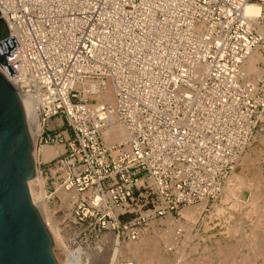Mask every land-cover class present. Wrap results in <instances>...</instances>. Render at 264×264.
Returning a JSON list of instances; mask_svg holds the SVG:
<instances>
[{
  "label": "built area",
  "instance_id": "1",
  "mask_svg": "<svg viewBox=\"0 0 264 264\" xmlns=\"http://www.w3.org/2000/svg\"><path fill=\"white\" fill-rule=\"evenodd\" d=\"M0 14L17 43L0 70L37 145L63 144L46 163L80 219L135 237L220 196L264 116V62L244 68L264 53V0H0ZM115 123L125 137L107 143Z\"/></svg>",
  "mask_w": 264,
  "mask_h": 264
},
{
  "label": "rangeland",
  "instance_id": "2",
  "mask_svg": "<svg viewBox=\"0 0 264 264\" xmlns=\"http://www.w3.org/2000/svg\"><path fill=\"white\" fill-rule=\"evenodd\" d=\"M262 62L263 61H260L258 63ZM261 120L262 121L258 123V126L256 128L252 143L246 149V154L244 153L242 155V157L246 155L245 157L254 158V150L258 149L261 151L259 159L254 164V170L251 171L249 167L243 165L241 159L233 169L238 172H243L244 174H246V176H250L251 171V183L253 187L251 186V183H245L243 185L232 183L226 184V179L222 187H225V185H232L231 187H235L236 189L237 187H239L237 189L238 191L236 190V196L229 197L230 199L225 198V191L224 189H222L223 193L221 192L220 196L215 201L209 202L206 206L204 204V208L208 209V211L204 208L202 209L200 216L193 223V227L190 231H187L185 229V227L187 228V226L182 227L179 231V234L176 236L177 240L172 243L173 245H169V243L165 240H162L164 243L162 241L160 242V249L157 254L161 253L160 255L163 257L155 254L153 255V253H151L152 251L149 245H141L135 250H131L129 248V244L135 242L134 240L138 241L139 239H141V236L143 237L146 234L153 233V226L151 223L152 221L148 222L147 225L141 228L139 234L135 237H131L126 233L119 234L117 236V247L118 249H121L119 250L116 258V264H158L161 260H163V262H160L161 264H164L166 261L167 264H264V253L262 252V254H260L261 251H264V248L261 247V249H258V251H260L256 254L259 255H255L254 253L256 249L255 245L257 244L256 242L254 243V234H259L258 239L264 240V220L262 217L260 218V212H258V206L262 204L263 199L261 200V198L264 196V141L261 139L262 136H264V117H262ZM65 129H67V125L64 122L61 128H56L50 131V134H58L60 131H64ZM46 132L47 131L44 128L43 136L46 134ZM41 145H43V140L39 142V145H37V142H35V145H33V148L35 150L38 149L36 155V165L39 172L38 182L40 184V189L38 191L40 194V199L43 198V202L46 201L49 219L51 220V222H53V225L55 223V226L57 227L58 232L61 235V245H59L58 243L54 250L56 259L60 264H113L110 258V254L112 251L111 249L115 236L105 232L104 234L99 233L98 227L100 225V221H98L97 218L80 219V215L76 214L75 212L76 208L73 203L70 208L66 206V203L63 199H61L62 197L57 192L58 187L60 186L52 183L53 168L50 167L49 164L46 163L47 160H44L42 158V155H40L41 152L39 151V149L41 148ZM53 145L61 144L56 143ZM42 178L45 179V182L41 185ZM256 178L259 179V184L256 183ZM30 184L34 190L36 187H38L37 183L32 184L31 182ZM247 184H249L250 186ZM255 190H258L259 193ZM253 192H256V194H254ZM255 195H260L261 197L259 196L257 200H252ZM234 197H236V199ZM221 200L225 201L223 202ZM249 200L251 201V203ZM250 204H253L252 207ZM214 206L222 208L220 209V211L217 210L218 212H215L216 210H214ZM257 216H259L260 220ZM164 218L162 217V219ZM172 218L180 219L183 223L185 221V219L181 216L180 211L173 214ZM160 219L155 220V227L158 230L164 232L168 231L166 233L170 235L172 233L171 230H169L170 228L167 229L166 224L163 223L162 219ZM257 219L258 222L256 221ZM254 223L256 224V226ZM235 224L237 225L234 226ZM232 226H234L235 229H231L230 227ZM185 231H187L189 234H186ZM252 234L253 236L251 238ZM165 243L168 245H166ZM261 244H264L263 241H261ZM216 248L219 250H217ZM134 251L136 252V254H134ZM227 252L229 253V255L227 254ZM155 257H157L158 259ZM169 258L170 260H168ZM245 259H247L246 262ZM249 260L251 261L250 263Z\"/></svg>",
  "mask_w": 264,
  "mask_h": 264
},
{
  "label": "water",
  "instance_id": "3",
  "mask_svg": "<svg viewBox=\"0 0 264 264\" xmlns=\"http://www.w3.org/2000/svg\"><path fill=\"white\" fill-rule=\"evenodd\" d=\"M7 36L0 14V62L17 45ZM35 168L22 100L0 70V264H60L48 226L30 195L28 182Z\"/></svg>",
  "mask_w": 264,
  "mask_h": 264
},
{
  "label": "bare ground",
  "instance_id": "4",
  "mask_svg": "<svg viewBox=\"0 0 264 264\" xmlns=\"http://www.w3.org/2000/svg\"><path fill=\"white\" fill-rule=\"evenodd\" d=\"M259 11V9L255 6H247L246 7V12L248 13H257ZM257 61H263L264 62V54L259 52L258 50H254L252 52H250L245 64H244V68L246 69L247 73L248 74H251V75H259L260 73V70L259 68L255 65V62ZM105 100L107 101H112V94L111 93H105L103 96H102ZM23 102V105H24V111H25V114H26V121H27V128H28V132H29V135H30V139H31V144H32V156H33V159H34V162L36 164V155H37V152H38V149H34L33 148V145H35V142H37L38 140V136L41 132V126L42 125H39L41 124L38 120V117H37V114L31 109V106H29V104L27 102H25L24 100H22ZM264 117V116H263ZM29 122V123H28ZM125 137V129L124 127L120 124V123H115L113 124L111 127L107 128L104 130V139L107 143H110V142H114V141H121L122 139H124ZM263 141H264V136H262L261 138ZM35 140V141H34ZM60 144V143H59ZM62 145V146H61ZM61 145H53V144H44L42 146H40L41 148L39 149V151L41 152L40 155H42V158L44 160H48L50 159L51 157L61 153L63 151V144ZM255 148V147H254ZM255 152V157L254 158H249V157H242L241 160H242V164L245 165L246 167H249L250 170H254L253 167H254V164L255 162L259 159L260 155H261V151L256 149L254 150ZM246 154V153H245ZM241 162V161H240ZM258 163V162H257ZM256 168V167H255ZM259 170V169H258ZM251 171H250V176H246V174H244L243 172H238V171H235L233 170L229 176L227 177V181H226V184H245V183H251ZM261 178V177H260ZM38 179H39V172L37 170V165H36V168H35V175H34V178L31 179L29 182H28V187H29V190H30V195H31V198H32V201L36 204V206L39 208L40 210V213L42 214V217L43 219L45 220L47 226H48V229L50 231V234H51V237H52V241H53V252L56 248V245H61L60 243V239H61V235L59 234L58 232V229L57 227L55 226V223L54 225L52 224L53 222H51V220L49 219V213H48V209H47V206H46V201L43 202V198L40 199V194H39V189H40V184L38 182ZM45 179L42 178L41 179V185L45 182L44 181ZM259 179L256 178V183L259 184L258 182ZM32 184L34 182L37 183L38 187L35 188V190L31 187V183ZM224 185V184H223ZM249 185V184H247ZM232 186V185H231ZM230 185H225V187H223L222 189H224L225 191V198H228L230 199L229 197H233V196H236V190L239 188L237 187V189L235 187H231ZM236 186V185H235ZM238 186H241V185H238ZM250 186V185H249ZM251 186H252V183H251ZM258 186V185H257ZM253 187V186H252ZM238 191V190H237ZM256 192L259 193L258 190H255ZM58 194H60V197L61 199L64 200V202L66 203V206L68 208H70V206L72 205V199H74V197L76 196V193L74 191H70L69 193H67V191H65L64 189H61V187H58V190H57ZM256 192L254 194H256ZM223 193V192H222ZM238 194V193H237ZM261 194V193H260ZM262 195V194H261ZM260 196V195H259ZM258 195H255L253 197L252 200H257V198H259ZM252 197V196H251ZM261 197V196H260ZM236 199V197H234ZM223 199V198H222ZM263 199V200H262ZM40 200V201H39ZM262 200V204L259 207L258 209V212H260V218L262 217L263 220H264V196L261 198ZM223 201V200H221ZM225 201V200H224ZM223 201V202H224ZM233 201V200H232ZM250 201V200H249ZM239 202V201H237ZM257 202V201H256ZM248 203V202H247ZM251 203V201H250ZM39 206H38V205ZM204 204L205 202L202 201L200 203H197V204H194V205H187V206H184L183 208H181L180 210V214L181 216L185 219L184 223L181 222L180 219H174L172 218L171 215H166L163 220V223L166 224L167 226V229L171 230V234L168 235L166 232L164 231H161V230H158L156 227H155V224L154 222L155 221H152V226H153V233L152 234H146L145 236H141V239H139L138 241L134 240L135 242H132L131 244H129V248L131 250H135L137 249L139 246L141 245H149L150 246V249H151V253H153V255H158V256H161L160 254H157L159 252V249H160V242L162 240H165L169 243V245H173L172 243H174L175 240H177V235L179 234V231L182 227L184 226H187V228L185 227V229L187 231H190L191 228L193 227V223L198 219V217L200 216V213L202 211V209L204 208ZM230 204V203H229ZM228 204V205H229ZM242 204V203H241ZM240 204V206H241ZM246 204V203H245ZM254 204V203H253ZM252 204V205H253ZM258 204V203H257ZM251 205V204H250ZM251 205V207H252ZM239 206V205H238ZM255 207V206H253ZM257 207V206H256ZM214 210H216L215 212H218L217 210L220 211V207H217V206H214ZM248 209V208H247ZM255 209V208H254ZM256 211V210H255ZM257 214V212H256ZM230 215V214H229ZM228 215V217H229ZM258 217V219L260 220V218ZM231 217V216H230ZM160 219V220H161ZM209 219V218H208ZM232 219V218H231ZM258 219L256 220L258 222ZM262 220V221H263ZM255 221V220H254ZM260 222V221H259ZM150 223V224H151ZM264 223V222H263ZM255 224V223H254ZM259 224V223H258ZM237 224H235L234 226H236ZM231 226V225H230ZM234 226L230 227L231 229H235ZM256 226V224H255ZM262 226V225H261ZM238 227V226H237ZM236 227V228H237ZM228 228V227H227ZM239 228V227H238ZM241 228V227H240ZM264 228V227H263ZM230 229V230H231ZM238 230V229H237ZM240 230V229H239ZM263 230V229H262ZM152 231V230H151ZM187 231L186 234L188 233ZM234 231V230H233ZM253 231V230H252ZM232 232V231H231ZM235 232V231H234ZM106 233H110L111 235H113L110 232H106ZM252 233V232H251ZM104 234V233H103ZM189 234V233H188ZM232 234V233H231ZM254 234V233H253ZM253 234L251 235V238L253 236ZM243 235V234H242ZM246 235V234H244ZM259 235V234H258ZM257 234H254V243L256 242L257 244L255 245L256 246V249L254 251L255 255H259V254H256L258 253V249H261L264 248V244L262 245L261 244V241H263L264 243V240H260L258 239L259 236ZM263 235V234H262ZM115 236V239L113 241V245H112V251H111V254H110V258H111V261L113 264H116V258H117V255H118V252L119 250L121 249H118L117 245H118V238H117V235H113ZM175 236V237H174ZM241 236V235H240ZM239 236V237H240ZM250 236V235H249ZM140 238V237H138ZM236 239V238H235ZM133 241V240H132ZM163 242V241H162ZM240 242V241H239ZM164 243V242H163ZM235 243V242H234ZM166 244V243H165ZM237 244V243H236ZM168 245V244H166ZM233 245V244H232ZM245 245V244H244ZM164 247V246H163ZM240 247V246H239ZM255 248V247H254ZM163 249V248H161ZM167 249V248H166ZM165 249V250H166ZM217 249V248H216ZM219 249H220V244H219ZM217 249V250H219ZM129 250V251H131ZM137 251V250H136ZM163 251V250H162ZM135 252V251H134ZM146 252V251H145ZM215 252V250H214ZM228 252H229V249H228ZM227 252V254L229 255V253ZM233 252V251H232ZM231 252V253H232ZM238 252V251H237ZM262 252L264 253V251H261L260 254H262ZM223 253V251H222ZM136 254V252L134 253ZM236 254V253H235ZM55 255V254H54ZM253 255V254H252ZM216 256V255H215ZM234 256V255H233ZM163 257V256H161ZM160 257V258H161ZM208 257V256H206ZM227 257V256H226ZM225 257V259H226ZM250 257V256H249ZM256 257V256H255ZM135 258V257H134ZM154 258V257H152ZM157 258V257H155ZM165 258V257H164ZM215 258V257H214ZM231 258V257H230ZM158 259V258H157ZM166 259V258H165ZM219 259V258H218ZM224 259V258H223ZM222 259V260H223ZM224 259V260H225ZM131 260V259H130ZM149 260V259H148ZM160 260V259H159ZM170 260V258L168 259ZM220 260V259H219ZM234 260V259H233ZM232 260V261H233ZM136 261V259H135ZM204 261V259H203ZM218 261V260H217ZM231 261V262H232ZM247 261V259H245V262ZM140 262V261H139ZM158 262V261H157ZM160 262H163V260H161ZM159 262V263H160ZM165 262V261H164ZM167 262V261H166ZM165 262V263H166ZM184 262V261H183ZM198 262V261H197ZM208 262V261H207ZM224 262V261H223ZM244 262V261H243ZM242 262V263H243ZM244 262V263H245ZM251 261L249 260V263ZM254 262V261H253ZM158 263V264H159ZM164 263V264H165ZM186 263V262H185ZM195 263V262H194ZM237 263V262H236ZM133 264V263H132ZM139 264V263H138ZM143 264V263H142ZM161 264V263H160ZM167 264V263H166ZM196 264V263H195ZM207 264V263H206ZM210 264V263H209ZM239 264V263H238ZM248 264V263H247Z\"/></svg>",
  "mask_w": 264,
  "mask_h": 264
}]
</instances>
